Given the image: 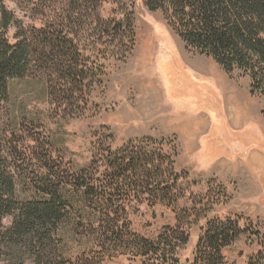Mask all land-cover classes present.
Here are the masks:
<instances>
[{"label": "trees", "instance_id": "trees-1", "mask_svg": "<svg viewBox=\"0 0 264 264\" xmlns=\"http://www.w3.org/2000/svg\"><path fill=\"white\" fill-rule=\"evenodd\" d=\"M18 2L27 11V21L0 0V264H97L96 256L74 260L64 252L63 229L73 215L87 216L104 252L139 258V264H181L179 254L190 241L191 228L214 204L201 203V211L196 205L180 206L184 172L176 170L177 151L169 147V138L144 137L117 149L103 143L89 165L67 181L65 171L48 164V155L38 156L40 138L22 149L24 139L10 125L11 82L27 77L46 79L54 118L82 117L94 90L103 84L106 61L124 60L135 47L134 2ZM144 3L151 11H161L189 48L211 57L231 76L249 77L251 94L264 99V0ZM108 6L109 15L104 16ZM32 161L49 167L37 172ZM35 174L41 175L33 183L36 195L21 198L19 181ZM67 182L71 189L65 188ZM145 198L165 202L176 213V223L165 225L156 238L133 232L126 216L127 203ZM248 228L239 217L208 220L190 264H225L224 250L252 232L260 249L246 264H264V235Z\"/></svg>", "mask_w": 264, "mask_h": 264}, {"label": "rangeland", "instance_id": "rangeland-1", "mask_svg": "<svg viewBox=\"0 0 264 264\" xmlns=\"http://www.w3.org/2000/svg\"><path fill=\"white\" fill-rule=\"evenodd\" d=\"M132 1L135 6V47L124 60L112 58L106 61L103 84L94 90L85 114L78 118H54L46 79L43 76L27 77L11 82L10 125L12 131L23 137L22 149L32 145V138H40L42 150L38 156L43 158L48 155V164L67 172L63 176L67 181L72 173L89 165L94 150L103 143L117 149L144 137L169 138V147L177 151L176 170L184 172L179 187L185 198L180 206L196 205L197 211H201V203L214 204L207 217L200 218L193 225L190 241L180 251L181 264H190L204 226L214 217H239L243 226L264 235V99L251 94L249 77L239 76L238 73L231 76L216 62L215 65L202 63L200 67L199 62L212 58L189 48L168 25L161 11L149 10L144 0ZM5 4L27 21V11L21 10L18 0H5ZM110 9L111 6H108L103 15L108 16ZM148 28L161 32L165 40L157 37L151 68H143L138 59ZM14 31L11 28L9 35L12 36ZM213 69L215 99L213 88L208 85L213 76L205 72ZM219 74L234 83L235 88L225 79L224 86L219 84ZM232 91L243 100L245 117H237L231 108L229 96ZM214 101L215 156L224 157L228 153L232 161L239 159L246 164L238 167V177L223 181L215 176L203 182L184 168L179 159V144L174 136L170 137V131L173 117H177L174 112H178L174 108H209ZM249 116L250 121H246ZM240 121H246L244 126L248 129L244 133L235 129V122ZM249 122L254 130H249ZM253 157L260 159L258 165ZM31 165L37 168V172L49 167L40 165L39 161H32ZM221 170L228 171L227 168ZM38 176L41 177L35 174L19 181L21 198L36 195L33 183ZM65 188L72 187L67 182ZM126 209L131 230L148 238H156L165 225H173L177 221L176 213L165 202L152 203L145 198L142 203H127ZM87 211L90 212L89 209ZM9 222L10 219H7L6 223ZM98 225L95 224L96 227ZM94 231L96 229L87 216L73 215L63 229L65 254L74 260L84 255L96 256L97 264L100 261V264H139V258L113 250L104 252ZM259 249L260 241L256 234H243L224 250L225 264H246L250 255Z\"/></svg>", "mask_w": 264, "mask_h": 264}, {"label": "crops", "instance_id": "crops-1", "mask_svg": "<svg viewBox=\"0 0 264 264\" xmlns=\"http://www.w3.org/2000/svg\"><path fill=\"white\" fill-rule=\"evenodd\" d=\"M213 64L215 61H201L198 64ZM210 78V85L213 90V98L215 99V70L205 71ZM219 84L224 86V79L229 81L227 77L219 74ZM230 85L235 88L234 83L229 81ZM209 108H174L178 112L177 117H173V125L170 131V137L174 136L179 144V159L182 161L184 168L189 170L190 174L197 177L203 182L219 176L220 180H227L229 177H238L240 174L238 167L244 166L245 161H232L227 153L224 157L215 156V101ZM251 116L246 121H250ZM246 121L235 122V129L246 132L248 128L244 125ZM250 123V122H249ZM249 130L255 127L250 123ZM253 129V130H254ZM253 159L260 162L256 157ZM237 162V163H236ZM248 163V162H247ZM227 168L224 172L221 169ZM230 169V170H229Z\"/></svg>", "mask_w": 264, "mask_h": 264}, {"label": "bare ground", "instance_id": "bare-ground-1", "mask_svg": "<svg viewBox=\"0 0 264 264\" xmlns=\"http://www.w3.org/2000/svg\"><path fill=\"white\" fill-rule=\"evenodd\" d=\"M163 36L164 35L161 32H159L158 30H154L152 28H148L147 29V32L145 33V40L143 42V45L141 46V50H140V54H139L140 56H139V59H138V62H140V64L143 63L141 65L143 68H147L149 66L151 68V62H152V60H154V56H155V52H154L155 46L158 43V38L157 37H159L160 40H162V39L165 40V38ZM140 64H138V65H140ZM233 91H232L231 96H229V104H230L231 108L236 112V114H237L236 116L237 117H239V118L241 116L245 117L247 114H245L246 107H244L245 105L242 102L243 100L241 99L242 100L241 101L240 100L241 97L240 98L237 97L235 95V92H233Z\"/></svg>", "mask_w": 264, "mask_h": 264}]
</instances>
